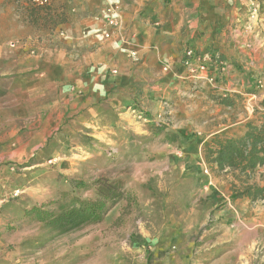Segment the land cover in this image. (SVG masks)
<instances>
[{
    "label": "rangeland",
    "instance_id": "obj_1",
    "mask_svg": "<svg viewBox=\"0 0 264 264\" xmlns=\"http://www.w3.org/2000/svg\"><path fill=\"white\" fill-rule=\"evenodd\" d=\"M24 2L10 0L16 20L51 35L55 29L25 21ZM252 4L259 14L255 23L247 15V35L261 39L264 49V0ZM66 12L70 21L71 9ZM242 65L225 69L240 72ZM245 75L233 108L216 104L208 85L173 78L182 83L155 99L164 112L156 119L147 117V105L110 92L80 106L78 90L53 98L55 111L41 117H52L45 136L33 131L35 119L13 121L10 114L0 136V264H264V223L255 221L261 216L264 222V202L232 199L246 186H264V170L247 176L218 172L203 157L211 134L255 113L254 104L260 108L264 92L252 82L264 78V70ZM157 126L178 140L155 136ZM102 184L113 185L122 197L99 223L65 231L24 214L36 205L50 208L64 194L94 201Z\"/></svg>",
    "mask_w": 264,
    "mask_h": 264
},
{
    "label": "crops",
    "instance_id": "obj_2",
    "mask_svg": "<svg viewBox=\"0 0 264 264\" xmlns=\"http://www.w3.org/2000/svg\"><path fill=\"white\" fill-rule=\"evenodd\" d=\"M64 1L72 17L47 35L17 21L10 0H0V136L6 135L10 114L13 121L33 118V131L50 134L52 117L49 114L44 120L42 115L55 111L53 98L58 93L72 96L76 90L83 94L77 99L80 106L87 107L110 92L107 95L131 104L136 100L147 105V117L156 119L164 112L155 99L182 83L173 78L188 80L181 67L187 45L202 56L222 58L225 65L243 64L242 73L227 67L224 80L215 87L208 85L213 90L207 93H240L246 72L264 70L263 42L246 31L251 0ZM108 8L117 10V27L109 29L110 38L104 39ZM256 118L250 112L210 137H239L246 123ZM16 130L13 125L11 134ZM27 130L32 133L31 127ZM255 219L264 223L261 216Z\"/></svg>",
    "mask_w": 264,
    "mask_h": 264
},
{
    "label": "trees",
    "instance_id": "obj_3",
    "mask_svg": "<svg viewBox=\"0 0 264 264\" xmlns=\"http://www.w3.org/2000/svg\"><path fill=\"white\" fill-rule=\"evenodd\" d=\"M25 21L32 26H45L50 30L56 29L69 21L68 6L57 0H49L45 4H37L33 0H24ZM211 99L219 106L233 108L238 94L228 96L211 95ZM256 120L245 125V132L239 137L212 136L208 146L203 151L205 163L218 172H237L240 175H250L257 168L264 167V100L260 108L254 111ZM155 136L164 134L165 141L175 142L177 134L166 131L164 126L152 128ZM77 188H87L82 182L73 183ZM101 184V183H98ZM99 197L94 201H83L77 197L62 195L60 199L46 205L33 206L25 211L26 217L39 222H46L62 230H71L84 225L96 224L104 216L122 194L113 185H100ZM247 198L250 202H264V186L250 185L242 191L232 194V199Z\"/></svg>",
    "mask_w": 264,
    "mask_h": 264
},
{
    "label": "built area",
    "instance_id": "obj_4",
    "mask_svg": "<svg viewBox=\"0 0 264 264\" xmlns=\"http://www.w3.org/2000/svg\"><path fill=\"white\" fill-rule=\"evenodd\" d=\"M37 4L48 3L49 0H33ZM115 8H108V19L105 23V30L103 31V38H110L109 29L117 27L116 18L114 15L116 13ZM259 14V8L256 4H252L248 11V22L255 23L257 22ZM216 56V55H215ZM214 59L210 56H202L197 53L193 47H187L182 54L181 58V67L185 70L186 77L188 80H192L195 84H205L210 87H215L218 81L222 78L225 72V65L221 59ZM115 73V71H113ZM264 78L257 76L253 83L252 87L255 90L262 91L263 89Z\"/></svg>",
    "mask_w": 264,
    "mask_h": 264
}]
</instances>
